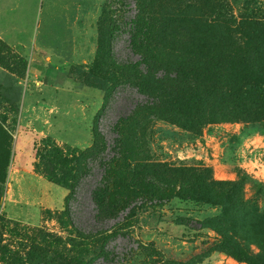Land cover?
<instances>
[{
    "label": "rangeland",
    "instance_id": "1",
    "mask_svg": "<svg viewBox=\"0 0 264 264\" xmlns=\"http://www.w3.org/2000/svg\"><path fill=\"white\" fill-rule=\"evenodd\" d=\"M106 1L36 0L31 21L22 5L0 7V264H247L222 249L220 229L264 264V102H234L220 84L193 130L149 108L211 66L210 84L194 87L206 106L213 77L228 75L225 64L210 62L218 54L264 73V0ZM137 17H152L155 49L188 65L149 64L133 44ZM132 117L120 132L137 153L135 169L160 163L175 193L196 185L195 176L203 189L188 199L135 187L117 217L100 218L93 192L103 164L123 158L114 150L117 124ZM39 152L68 161L54 172L58 180H79L69 202L74 226L65 213L69 191L35 170ZM74 227L107 238L81 256L71 251Z\"/></svg>",
    "mask_w": 264,
    "mask_h": 264
},
{
    "label": "trees",
    "instance_id": "2",
    "mask_svg": "<svg viewBox=\"0 0 264 264\" xmlns=\"http://www.w3.org/2000/svg\"><path fill=\"white\" fill-rule=\"evenodd\" d=\"M107 0L106 4L110 5ZM154 2L148 0V3ZM153 23L152 17L149 19L138 17L133 20L134 31L131 32L133 44L136 49L142 51L144 50V57L148 59L149 64H164L167 65L170 61H173L176 66L188 65L186 59L164 56L163 53L155 49L154 37H153ZM120 27H116L111 33H109L108 38V48L109 55H111L112 48L111 38L113 32H116ZM140 29V32H137ZM262 38H264V30L261 32ZM0 45H5V43L0 39ZM214 67L219 64H225V68L228 72L227 78L216 75L213 77L214 86L212 92L206 100V106H198L197 101L199 99L197 95L196 86L202 85L203 83H209V78L205 72H211V66H208L205 71H195L193 70V76H188L189 83H185L180 86V88H167L168 92L165 95H159L156 97V103H152L149 108L155 111L156 116L159 119L169 120L178 124L181 127L193 130L195 128H200L203 126L207 119L206 109L207 105L210 106L215 103V99L218 97V89L220 84H224L225 90L229 95L230 100L234 102H243L246 100H261L264 102V73L255 67H252L251 62L245 58L235 57L232 54L224 55L218 54L212 57L210 61ZM192 75V74H191ZM144 84V83H143ZM142 86H145L143 85ZM156 84V83H155ZM166 83L158 84V88H166ZM200 100V99H199ZM217 102V101H216ZM170 108L176 110H170ZM164 111H168L169 115H164ZM174 113V115H171ZM197 116H194L196 115ZM159 114V115H158ZM133 119H122L117 124V131L121 138L116 141L115 152L119 156L123 155L122 159H110L106 161L103 165L105 168V173L101 182V185L93 192V199L98 208V216L100 218H112L117 217L118 212L121 207L126 208L129 205L130 199L133 195V189L135 187H141L146 189L145 192L153 195L154 197L163 198L169 196L170 194H177L181 198H192V192L196 189H203V182L198 178L194 177V183L196 185L189 188H183L182 192L177 191L175 193V184L167 181L166 175L163 171V166L160 163L153 165L144 166L141 169L136 170L135 165L132 162V157L137 154L134 150L127 149V140L122 138L120 129L125 127L131 122H135L137 117H132ZM150 125V120L144 119L142 122L138 123V127L142 131L146 130ZM119 126V127H118ZM123 133V131H122ZM104 145H106L105 137L102 136ZM137 142L140 139L137 136ZM105 149H102L104 151ZM40 164L36 167V172L44 176V178L51 182L61 185L69 191L66 197V209L65 213L68 217L69 222L74 226L73 219L71 217V210L69 202L74 198L77 187L79 185V180L77 182L68 183L67 181L58 180L54 172L63 169L68 165L67 160H62L58 158H51L47 153H38ZM177 185V184H176ZM212 189V188H211ZM170 190L169 195H165L167 191ZM233 198V197H232ZM229 201H232L229 198ZM77 233V239L79 241L71 243V251L79 253L81 256L86 254L89 250L90 244L93 242H104L107 238L106 231H98L93 233H85L74 227ZM221 236V247L222 249L240 261L246 262L247 264H261L258 256H255L248 252L242 245H240L234 238H232L229 232L223 230L218 231ZM43 264V263H39ZM54 264V263H53Z\"/></svg>",
    "mask_w": 264,
    "mask_h": 264
},
{
    "label": "crops",
    "instance_id": "3",
    "mask_svg": "<svg viewBox=\"0 0 264 264\" xmlns=\"http://www.w3.org/2000/svg\"><path fill=\"white\" fill-rule=\"evenodd\" d=\"M7 2L8 3L9 2L10 3H15V5H18V4L22 5L24 7L23 9L25 10L24 11V16L26 17L27 20L31 21V20H33L34 17L37 16L38 7H37L36 0H16V2H14L13 0H7L5 2H4V0H0V7L4 6ZM0 10H1V8H0ZM0 38H1V36H0ZM10 187H11V183H10ZM9 189H8V191H9ZM2 207H3V205H2ZM3 212L6 215V217L8 218V220L15 221L12 216H9L5 212V208H4Z\"/></svg>",
    "mask_w": 264,
    "mask_h": 264
}]
</instances>
